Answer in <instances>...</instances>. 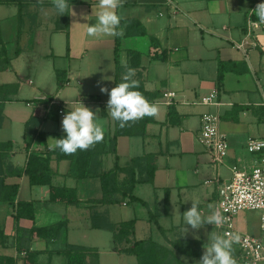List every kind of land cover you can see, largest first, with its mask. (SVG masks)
I'll use <instances>...</instances> for the list:
<instances>
[{
  "label": "crops",
  "instance_id": "1",
  "mask_svg": "<svg viewBox=\"0 0 264 264\" xmlns=\"http://www.w3.org/2000/svg\"><path fill=\"white\" fill-rule=\"evenodd\" d=\"M170 2L178 6L176 14ZM260 2L120 0V7L115 10L121 16L118 31L124 33L120 65L130 64L131 50L141 52L139 72L145 88L159 97L150 102L158 109L155 123L148 125L145 135L118 137L115 153L110 148L116 120L107 110L109 96L101 92L98 82L109 89L115 87L117 36L86 34L89 23L96 21L99 0L68 2V19L64 23L58 20L62 15L56 11L53 0H27L21 8L18 4H1L0 35L5 55L0 44V109L4 118L0 143L12 142L7 167L11 165L12 171L22 172L21 177L6 174V183L19 185L17 202L34 204L35 220L17 222L16 207L0 205V256L25 264L28 254L18 250V227L30 230L63 221L67 227L57 239L51 236L46 241L31 243L35 264H66V258L59 252L68 244L97 250L99 264L105 254L112 264H119L127 248L148 239L173 249L185 264L198 256L182 255L172 247L174 242L189 240L203 253L204 246H208V235L175 240L171 236L176 227L173 222L177 219L180 225L176 228H185L184 212L193 202L201 212L203 206L218 198L211 157L197 138L204 113L221 116L220 127L229 142L228 167L251 168L257 159V155L247 151V142L264 138V23H259L253 12ZM132 20L144 26L145 37H125ZM241 43L246 44L245 51L238 47ZM5 61L9 63L4 64ZM9 84L14 87L4 90L3 86ZM52 88L55 89L51 91ZM215 90L219 92L218 106L200 104L201 98ZM14 91L17 94L9 93L6 97V93ZM169 91L177 93L174 122L169 116L171 107L164 104V95ZM47 98L52 101L47 102ZM53 101L57 104L51 106ZM81 102L96 112L104 132L106 153L100 158L99 174L113 170L116 164L126 168L134 159L157 155L155 161L143 160L136 168L139 182L133 194L119 204L99 203L103 198L101 179L98 176L77 179L72 162L57 161L55 155L51 156L50 164L55 172L52 186L76 189L78 206L52 202L51 187L31 186L24 174L31 154L47 157L48 152L54 151L49 145L55 143L59 134H64L61 112L66 114ZM36 113L42 121L39 133L43 140L34 136L28 150L26 124ZM148 161L157 166L152 184L141 182L147 176ZM228 167L220 171L221 177H230ZM127 180L128 175L119 172L118 188ZM132 196L146 205L133 201ZM117 197L121 199V195ZM118 206L129 210L120 214L115 210ZM95 212L106 215L113 224L134 220L135 232L130 236V244L117 243L111 231L94 229ZM112 244L115 250L101 249Z\"/></svg>",
  "mask_w": 264,
  "mask_h": 264
},
{
  "label": "trees",
  "instance_id": "2",
  "mask_svg": "<svg viewBox=\"0 0 264 264\" xmlns=\"http://www.w3.org/2000/svg\"><path fill=\"white\" fill-rule=\"evenodd\" d=\"M27 0H0L1 4H18L21 8ZM72 0H68L71 2ZM66 20L68 19V12L65 14ZM146 31L144 26L136 21H130V24L127 28L125 37H145ZM122 36H117L116 46H115V62H116V84L122 82L123 74L126 72V67L120 65V51L122 46ZM152 43H155V39L151 38ZM0 44L3 47L2 54L5 55L4 43L1 40L0 35ZM130 54V64L127 67L135 69V77L138 83V89L142 95L149 101L153 102L158 97V93L148 92L145 88L144 80L142 79V74L139 72L141 66L142 53L131 50ZM8 61H5L4 64H8ZM4 68H7L4 66ZM223 79V74L219 75V80ZM14 86L12 84L4 85L3 89L8 90L12 89ZM11 94H17V91L6 93V97ZM47 102L52 101V98H47ZM2 110L0 109V128L3 125V115ZM170 120L174 122L175 117H177V112L174 107H171L169 113ZM42 121L39 119L38 114H34L32 118L26 124V137L28 139L27 149L31 147L32 143L35 141L34 136H38L40 140H43V135L39 133V128ZM155 123L154 116H144L143 118L128 121L125 126L121 127V122L116 120V133L111 139V148L112 153L116 152L117 149V140L121 136H135V135H145L148 125ZM64 134H59L60 138ZM13 148L12 142L0 143V205L7 204L12 207H16L15 219L19 222L21 219H29L31 221L35 220V209L34 204L30 202H17L19 194V185L18 184H8L6 183V174L11 176L21 177L22 172L12 171L11 165L8 166V162L11 159V150ZM106 141L102 139L99 142L94 143L89 148L84 150H78L73 154H65L59 149L54 150L53 152H48L47 157H43L39 154H31L24 174L28 177L29 183L31 186H50L51 187V198L52 202H62L66 205H79V200L77 198V190L70 189L66 187H53L52 186V177L55 175V172L51 169V156L55 155L57 161L70 160L72 162V169L74 171V176L77 179L86 178V177H95L98 176L101 179L103 198L99 203L103 204H119L122 199H125L127 196L132 195L135 185L139 182L136 179V168L139 167L143 160H154L157 158V155H149L144 158H137L132 161V164L126 168H121L116 164L115 168L111 171L103 172L99 174V169L102 167L101 156H103L106 151ZM148 161V168H146L147 176L141 182L143 183H153L155 179V174L157 171V166ZM4 167L7 169L5 170ZM126 173L128 175V180L123 184V187L118 188L116 182L118 174ZM121 195V199L117 195ZM133 201H137L146 205L142 200L132 196ZM136 222L134 220L129 222H123L120 224H113L110 222L109 218L106 215L95 212L92 217V227L94 229H104L113 232L114 238L117 243H127L130 244V236L135 232ZM67 227V222L63 221L58 224L49 226V227H33L30 230L18 227V238H17V247L19 252L25 250L27 252V258L25 264H35L33 260V254L30 252L31 243L34 241H46L51 236L54 239L60 234V231ZM172 247L185 256H202V252L196 250L194 245L189 240H178L172 244ZM125 253L130 256H135L138 260V264H185L180 260L173 249L164 247L152 239L141 240L135 242L133 246L127 248ZM66 258V264H99V253L97 250L89 247L71 245L68 244L67 248L59 252ZM1 264H16L15 259L8 256H0Z\"/></svg>",
  "mask_w": 264,
  "mask_h": 264
},
{
  "label": "clouds",
  "instance_id": "3",
  "mask_svg": "<svg viewBox=\"0 0 264 264\" xmlns=\"http://www.w3.org/2000/svg\"><path fill=\"white\" fill-rule=\"evenodd\" d=\"M56 11L64 15L68 11V0H53ZM120 7V0H99L95 23H89L86 34L96 37L100 34L109 36H123V31H118L121 16L115 11ZM258 17L259 23H264V0L253 10ZM135 69L126 66L122 82L109 89L102 82L100 90L109 96L107 110L110 116L121 122V127L128 121L137 120L144 116H155L157 106L150 103L138 89V81L134 79ZM103 79V78H102ZM64 135L55 138V143L50 144V150L59 149L65 154H73L78 150L89 148L104 137V132L97 122L96 112L82 102L79 107L68 110L62 120ZM186 232L189 226L192 230H199L205 224L214 226L221 225L224 217L217 210L204 217L196 202L192 203L190 209L184 212ZM240 236L236 233L227 238L219 233L211 232L208 237V246H204L201 258L196 264H236L232 255L233 244L239 242Z\"/></svg>",
  "mask_w": 264,
  "mask_h": 264
},
{
  "label": "built area",
  "instance_id": "4",
  "mask_svg": "<svg viewBox=\"0 0 264 264\" xmlns=\"http://www.w3.org/2000/svg\"><path fill=\"white\" fill-rule=\"evenodd\" d=\"M173 14L178 12V6L170 2ZM246 50V44L238 46ZM26 83V82H24ZM33 84V81H29ZM20 85H24L23 82ZM261 86V84H259ZM218 90L200 99L204 106H218ZM177 93L166 92L164 104L168 107L176 105ZM57 102H51V106ZM65 113L61 112L64 117ZM221 116L215 112H207L202 115L201 129L198 133V141L204 146L211 157V167L216 172L215 182L218 198L210 205V211L201 210L204 217L219 211L224 217L221 225L214 226L216 232L226 238L233 233L240 236L239 242L234 243L238 248V255L234 257L236 264H264V138L250 139L247 142V151L257 155L251 168H242L238 165L228 167L229 142L227 135L221 130ZM228 167L230 177H221L220 171ZM244 211L260 212V236L249 235L237 227V217Z\"/></svg>",
  "mask_w": 264,
  "mask_h": 264
},
{
  "label": "rangeland",
  "instance_id": "5",
  "mask_svg": "<svg viewBox=\"0 0 264 264\" xmlns=\"http://www.w3.org/2000/svg\"><path fill=\"white\" fill-rule=\"evenodd\" d=\"M10 8H14V7H10ZM58 20L60 23H64L66 21L65 15L64 16L62 15ZM55 82H54L53 86H55ZM57 87L61 88L60 86H57ZM57 87H56V89L58 90ZM54 89L55 88H52L51 91ZM204 208L207 211L211 212L209 204L206 206H203L202 209H204ZM115 210H119L120 214L121 213L123 214V213L127 212L129 210V208L118 206V208H115ZM260 215L261 214L259 211H244V212L240 213L237 217L238 229L242 232L248 233L249 235L260 236V234H261ZM173 223H174V225H176V227L178 225H180V223L177 219H175ZM168 225H170V227H173L172 222H170V224L168 222ZM176 227L174 228L175 229L174 231H171V236L175 240L176 239H184L188 236H191V237L193 236V237H196V239H200V238H203L205 234L208 235V237H209V235L212 231L217 233L215 227L212 224H205L199 230H192L191 228H189V230L187 232H186V228L177 229ZM207 243L206 244L203 243V245H207ZM195 245H196V243H195ZM103 247L104 248H101L103 250H105V249L115 250L116 249L115 245H113V244L111 246H109L110 248L105 247V245ZM196 247L198 248L199 246L196 245ZM238 253H239L238 248L235 245H233L232 255L235 257L236 255H238ZM200 258L201 257L191 258V260L189 261L188 264H196L195 262H197ZM102 264H112V262L109 261V255L105 254L103 256ZM115 264H118V263H115ZM119 264H138V260L135 256H130L128 254H125V255H122L120 257V263Z\"/></svg>",
  "mask_w": 264,
  "mask_h": 264
}]
</instances>
